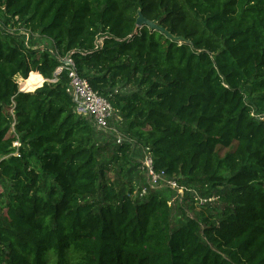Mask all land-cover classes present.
Masks as SVG:
<instances>
[{"label":"trees","instance_id":"obj_1","mask_svg":"<svg viewBox=\"0 0 264 264\" xmlns=\"http://www.w3.org/2000/svg\"><path fill=\"white\" fill-rule=\"evenodd\" d=\"M139 10L184 40L138 26ZM15 20L73 52L156 171L187 188L222 184V206L199 217L181 206L176 224L162 190L137 196L107 177L120 160L129 172L131 144L107 158L58 56L28 46ZM253 113L264 116V0H0V264H264V117Z\"/></svg>","mask_w":264,"mask_h":264},{"label":"rangeland","instance_id":"obj_2","mask_svg":"<svg viewBox=\"0 0 264 264\" xmlns=\"http://www.w3.org/2000/svg\"><path fill=\"white\" fill-rule=\"evenodd\" d=\"M10 26V29L19 32L20 36L26 40L28 46L34 49H50L56 52L53 40L42 36L39 32L32 33L25 30L22 21L16 24L15 20ZM22 80V77H18L19 83H21ZM253 115L260 119L264 117L262 114L253 113ZM115 117L113 125L122 134L123 141H118L111 134L101 132L103 134H98V142L106 145V152L108 153L107 158H110V154H120L118 145L122 142L130 143L132 148L129 153L130 164H127V168H130V170L129 172L122 171L119 166L123 163L120 160L115 164V169L108 173L107 177L114 180L120 187H122L127 180H131L137 189V196L149 194L151 190H162L164 192L163 194L170 197V204L174 206L173 211L176 224H179L182 219L181 206H183L186 213L192 217H199L200 212H203L207 207L211 211H214V208H220L222 206V202L219 200L218 196L214 194L218 189L222 190L224 188V190H226L227 187H224L222 184L218 185L217 189L212 187L207 181L206 183H195L188 188L179 185L173 187L175 183L173 182L174 185L172 186L168 180H162L158 184H152L151 177L145 166V160L147 155H149V150L140 143L138 137L128 132L127 124L124 122V118L120 113H116ZM3 189L4 187L0 184V192L3 191ZM186 192L191 193V197L188 195L189 197L185 198ZM192 196H194V202H192ZM5 211V207L0 205V216L4 215Z\"/></svg>","mask_w":264,"mask_h":264},{"label":"built area","instance_id":"obj_3","mask_svg":"<svg viewBox=\"0 0 264 264\" xmlns=\"http://www.w3.org/2000/svg\"><path fill=\"white\" fill-rule=\"evenodd\" d=\"M99 42L102 43V39H100ZM54 53L61 62L60 66L57 68L56 74L65 71L68 75L66 90L72 97L76 113L88 118L97 131L111 134L118 141H123L122 134L113 125V120L116 118L115 115L119 112L114 108L111 100L99 91L93 89L88 79L81 75L78 71L72 51L61 55L56 49ZM14 126L15 123H13V130H15ZM13 145L17 148L20 147V140L17 139L14 141ZM15 154L20 155L19 150H16ZM145 166L151 177L152 184H158L162 180H168L165 171L158 172L155 170L153 166V156L150 152L146 157ZM168 182L172 186L174 182L175 186L173 187H177L176 180H168Z\"/></svg>","mask_w":264,"mask_h":264},{"label":"water","instance_id":"obj_4","mask_svg":"<svg viewBox=\"0 0 264 264\" xmlns=\"http://www.w3.org/2000/svg\"><path fill=\"white\" fill-rule=\"evenodd\" d=\"M137 25L140 27L147 25L151 30L160 31L166 34L167 37L174 39V40H179V41L184 40L182 37H177L173 35L167 28L160 25L156 20H150L146 18L141 10L138 11Z\"/></svg>","mask_w":264,"mask_h":264},{"label":"bare ground","instance_id":"obj_5","mask_svg":"<svg viewBox=\"0 0 264 264\" xmlns=\"http://www.w3.org/2000/svg\"><path fill=\"white\" fill-rule=\"evenodd\" d=\"M45 80H46V79H44V80H40V82H45Z\"/></svg>","mask_w":264,"mask_h":264}]
</instances>
